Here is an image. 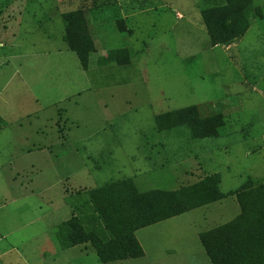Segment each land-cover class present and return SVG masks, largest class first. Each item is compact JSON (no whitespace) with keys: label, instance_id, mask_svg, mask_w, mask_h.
I'll use <instances>...</instances> for the list:
<instances>
[{"label":"rangeland","instance_id":"374dc122","mask_svg":"<svg viewBox=\"0 0 264 264\" xmlns=\"http://www.w3.org/2000/svg\"><path fill=\"white\" fill-rule=\"evenodd\" d=\"M252 2L263 18L214 47L201 12L223 0H0V264H212L199 235L240 213L243 182L264 184V0ZM77 9L87 72L64 40ZM118 85L111 122L102 101ZM214 173L225 196L136 230L143 257L104 263L68 238L98 186L154 193Z\"/></svg>","mask_w":264,"mask_h":264},{"label":"trees","instance_id":"16d2710c","mask_svg":"<svg viewBox=\"0 0 264 264\" xmlns=\"http://www.w3.org/2000/svg\"><path fill=\"white\" fill-rule=\"evenodd\" d=\"M223 1L222 5L210 6L201 12L213 46L241 37L254 19L263 18L261 7L254 6L252 0ZM81 12L77 9L64 14V40L77 56L82 70L87 72L91 39L81 28L80 21L75 24L71 19L72 13L79 15ZM169 113L177 112L156 116L157 130L177 120ZM220 180L221 175L214 173L190 186L155 190L154 193L136 191L130 180L98 186L76 205L79 213L70 219L68 238L72 245L90 243L104 263L143 257L144 250L135 231L222 199L225 194L219 190ZM233 193L239 202L240 213L230 222L201 233L199 239L212 264H264V184L253 186L247 180ZM150 195L153 201L155 197L157 199L154 207L158 210L153 215L151 198L140 205V198ZM114 196H122L126 201L121 200L119 204L113 201Z\"/></svg>","mask_w":264,"mask_h":264},{"label":"crops","instance_id":"0c3cea01","mask_svg":"<svg viewBox=\"0 0 264 264\" xmlns=\"http://www.w3.org/2000/svg\"><path fill=\"white\" fill-rule=\"evenodd\" d=\"M233 41H237V39H233ZM217 46H219V45H216V46H214V47H217ZM236 47V46H235ZM84 71V70H83ZM86 72V71H85ZM144 77V76H143ZM120 85H118V86H113L114 88L108 93V95H105L106 96V98H105V100L104 101H102V102H104V107H109V108H107V113H106V116H108V119H110V121L112 122V120L114 119V118H116L119 114H118V112L119 111H121L122 110V108H123V104H122V102H121V100H119V98L120 97H122L121 96V94H120V96H119V98H118V95L119 94H117V92L118 91H120L122 88H125V89H127V86L126 87H124L123 85V87L121 86V87H119ZM141 87H142V85L141 84H129V86H128V88L129 89H131V91H133V90H135V91H138L139 92V90L141 89ZM126 95L124 94V96L123 97H125ZM144 97V98H143ZM126 98V97H125ZM121 99V98H120ZM123 99V98H122ZM146 99H147V96H146V93L144 94V93H142L141 92V96L138 98V100H140V101H142V102H145L146 101ZM108 101L110 104L108 105V106H106L105 105V101ZM120 103L119 104V106H118V103ZM135 102V101H134ZM134 102H132V105H135V103ZM129 108V107H128ZM42 148H44V147H42ZM73 157H74V155H73ZM71 174V176H73V173L72 172H70ZM82 181V180H81ZM53 227H54V229L56 230L55 231V234H58V231H59V229L60 228H62V227H64V223H62V222H58V219H57V221L54 223V225H53Z\"/></svg>","mask_w":264,"mask_h":264}]
</instances>
